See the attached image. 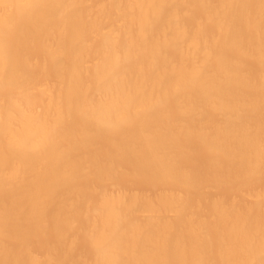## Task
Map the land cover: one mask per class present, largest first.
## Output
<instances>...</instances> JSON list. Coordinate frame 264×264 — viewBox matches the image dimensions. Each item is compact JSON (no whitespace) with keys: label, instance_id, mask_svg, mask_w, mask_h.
I'll list each match as a JSON object with an SVG mask.
<instances>
[{"label":"bare ground","instance_id":"1","mask_svg":"<svg viewBox=\"0 0 264 264\" xmlns=\"http://www.w3.org/2000/svg\"><path fill=\"white\" fill-rule=\"evenodd\" d=\"M0 264H264V0H0Z\"/></svg>","mask_w":264,"mask_h":264}]
</instances>
